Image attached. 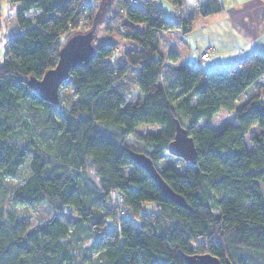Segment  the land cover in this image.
Returning a JSON list of instances; mask_svg holds the SVG:
<instances>
[{"label": "trees", "instance_id": "1", "mask_svg": "<svg viewBox=\"0 0 264 264\" xmlns=\"http://www.w3.org/2000/svg\"><path fill=\"white\" fill-rule=\"evenodd\" d=\"M8 1L16 25L0 41V264H187L183 255L193 253L221 264H264V56L223 70L183 64L164 73L158 33L186 34L193 16L168 20L157 0H109L108 23L137 47L119 59L113 44L96 47L61 83H71L72 100L54 104L27 79L55 65L84 7L95 38V7L90 0ZM166 1L177 13L183 2ZM213 2L198 14L218 10ZM33 10V18L25 16ZM127 74L134 76L132 98L122 87ZM221 110L233 121L214 129L209 122ZM176 120L194 140L196 161L181 158L187 165L180 171L157 168L171 155ZM140 124L160 128L136 132ZM253 127L258 133L248 135ZM129 150L151 158L185 206L165 199ZM39 203L53 214L36 224L16 208Z\"/></svg>", "mask_w": 264, "mask_h": 264}, {"label": "crops", "instance_id": "2", "mask_svg": "<svg viewBox=\"0 0 264 264\" xmlns=\"http://www.w3.org/2000/svg\"><path fill=\"white\" fill-rule=\"evenodd\" d=\"M206 2L208 0H183L178 14L183 18L193 16L191 29L186 34L179 30L158 33V37L162 38L159 40L162 41L159 43L160 49L172 47L165 45V38L161 34H181V43L186 49L194 50L196 66L204 65V70L230 68L254 53L264 56V0H214L211 6H216L218 10L206 15L198 14V7ZM156 4L164 16L170 11L174 12V7L166 0H157ZM205 49L210 51V55L206 60H201L200 54ZM169 60L164 61L172 63L174 67L180 65L178 58ZM206 62H210L209 65H205Z\"/></svg>", "mask_w": 264, "mask_h": 264}, {"label": "rangeland", "instance_id": "3", "mask_svg": "<svg viewBox=\"0 0 264 264\" xmlns=\"http://www.w3.org/2000/svg\"><path fill=\"white\" fill-rule=\"evenodd\" d=\"M84 1V2H83ZM90 3H92L96 10L95 20L98 21L96 25L95 30V38L93 39V45L95 47L105 45L108 43H111L114 45V55L113 58L116 57V59H119L122 52L129 48H136L137 45L129 40L121 39L116 30V22H112L109 24V17L111 16V13L113 12V7L110 4L109 0H90ZM83 5H87L85 3V0H82ZM141 4V1H139ZM160 4V2H157ZM83 9V8H82ZM170 10V9H169ZM81 16L79 17V20L77 22V28L78 32H85L90 29L91 24L87 22L85 15L89 12V9L85 8L81 10ZM36 10L25 12V16L28 18H33L36 14ZM174 15H178V13L174 10V12L170 11V13H166L165 18L168 20H172ZM87 23V24H86ZM109 24V31H106L105 27ZM16 25V16H15V8L13 5L10 4L8 0H0V41L5 40L6 38L10 37L13 34V29ZM77 33V32H76ZM74 34V33H72ZM172 34H167L161 36L165 38L164 43L165 45H172L170 49L162 48L161 53L164 55V60H175L178 58V61H180L178 64H189V65H196L197 55L191 48L188 47V49L183 46L181 43L182 40H180L181 34H178L176 36H170ZM159 38V37H158ZM179 38V39H178ZM162 39V38H161ZM159 38V40H161ZM184 39V38H183ZM162 42V41H160ZM187 43H190L186 40ZM181 43V44H180ZM163 44V43H162ZM175 48V49H174ZM174 62V61H173ZM210 62H206L205 65H209ZM172 63H169L167 61H164L163 65V71L164 73H169L172 70L171 66ZM200 67V66H199ZM205 67L204 65L201 66ZM171 70V71H170ZM132 75V74H131ZM130 74H127L123 77V84L122 87L127 92V98H132L136 92L135 88V82H134V76H131ZM254 91L256 88H253ZM72 85L69 81L62 84L58 89V97L59 101H61L63 104L68 103V101L72 100ZM252 92V90H251ZM250 93V91H249ZM247 97V95L245 96ZM233 121V113L222 110L219 113L215 114L211 121L209 122L212 128H218L220 125L226 122H232ZM204 121L200 120L198 122L199 125H201ZM160 128V125L157 124H140L136 128V132H145V131H156ZM258 129L256 127H253L248 135L258 133ZM248 135L245 137V143L247 147L250 148V143L248 140ZM128 143L131 146H137V143L134 141L133 138L128 139ZM172 166L176 168L178 171L183 170L186 167L185 161H183L180 157L173 156V155H166L163 154V156L156 162L157 168L163 167V166ZM21 176L25 177L28 174V171L26 167L24 166L20 170ZM13 184L17 183V180L12 181ZM262 189L264 190V184H262ZM147 209L152 210L154 208L153 204H145ZM21 215L26 216L29 218V220L32 222V224L39 223L43 220H46L48 217H50L53 214L52 207L47 203H39V204H32V205H20L16 207ZM64 216L67 217H75V214L70 209H64ZM64 217V218H65ZM65 218V219H66ZM82 248L79 246V248ZM95 253H93V256Z\"/></svg>", "mask_w": 264, "mask_h": 264}, {"label": "water", "instance_id": "4", "mask_svg": "<svg viewBox=\"0 0 264 264\" xmlns=\"http://www.w3.org/2000/svg\"><path fill=\"white\" fill-rule=\"evenodd\" d=\"M93 37V28L67 37L58 50L55 65L45 70L40 78L30 76L27 79L30 89L42 99L54 104L58 103V89L61 83L68 78L70 70L74 67L84 66L94 57L96 47L93 45ZM167 151L191 164L196 161L197 152L194 140L188 130L177 120L173 138L167 144ZM129 155L133 162L155 182L165 199L185 206L182 196L175 193L162 179L151 158L142 152L133 150H129ZM183 257L187 264H221L219 259L210 253L184 254ZM223 264L232 263L226 260Z\"/></svg>", "mask_w": 264, "mask_h": 264}, {"label": "built area", "instance_id": "5", "mask_svg": "<svg viewBox=\"0 0 264 264\" xmlns=\"http://www.w3.org/2000/svg\"><path fill=\"white\" fill-rule=\"evenodd\" d=\"M87 2V0H85ZM210 55V51L208 49H205L201 54H200V59L201 60H206Z\"/></svg>", "mask_w": 264, "mask_h": 264}]
</instances>
